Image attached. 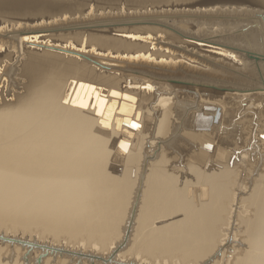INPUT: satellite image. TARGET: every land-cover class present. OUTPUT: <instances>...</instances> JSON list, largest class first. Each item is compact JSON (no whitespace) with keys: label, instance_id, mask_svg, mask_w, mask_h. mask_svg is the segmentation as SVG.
<instances>
[{"label":"bare ground","instance_id":"1","mask_svg":"<svg viewBox=\"0 0 264 264\" xmlns=\"http://www.w3.org/2000/svg\"><path fill=\"white\" fill-rule=\"evenodd\" d=\"M149 1L169 0L119 2ZM64 2L0 0V10L31 13L16 26L23 37L0 40L14 50L12 59L0 54V83L14 77L0 98L3 253L25 249L64 264H264V24L185 10L171 11L183 13L172 20L155 10L71 16ZM196 32L213 35L191 44ZM98 53L127 63L90 58ZM21 56L20 77L11 60ZM132 61L153 68H137L150 74L134 90L121 87L133 76L116 67ZM64 82L77 103L46 114L42 96ZM246 205L251 214L241 217ZM4 225H35L48 237ZM59 235L102 248L121 243V255L67 247ZM1 255L0 264H22Z\"/></svg>","mask_w":264,"mask_h":264},{"label":"rangeland","instance_id":"2","mask_svg":"<svg viewBox=\"0 0 264 264\" xmlns=\"http://www.w3.org/2000/svg\"><path fill=\"white\" fill-rule=\"evenodd\" d=\"M27 1H29V0H27ZM62 1L63 2L65 1L64 2L65 5L62 6V7L66 6L67 9L73 11V14H71V16H75L77 14H78V16L79 15H84V14L96 15V14H98V12L100 14L103 13V12L104 13H106V12L114 13V10H120V9H122V11L124 13H126V14L127 13L128 14L129 13L132 14L134 12H140V11L141 12H145V11L151 12V11L155 10L156 12L157 11L158 12H157V14H155L157 16H154V17H157V18H160V19H166L167 18L169 20H172V19H175V18L180 17V16L183 15V13L182 14L181 13H176L175 14V13H173L174 11H177V10L184 11L185 10V11H196L195 14L197 12L199 14L203 13V15H208V14H204V13H210L209 16H218L219 17L220 15H222V16L227 15L225 17L243 19V20H241L242 24L235 22V24H236L235 29L238 28L237 25H239V24L244 25V24H246V22H248L245 25V26H248L249 24L254 23V20L252 18H250V17H253V16L254 17L255 16L258 17L259 22L261 24L262 23L264 24V19H263L264 18V16H263L264 15V0H211V1L210 0H204L205 4L202 5V7H193L192 9L189 8L186 5L185 6H181L183 8L172 7L173 6L172 4H174V2H175L174 0H169V1H166V2H155V4L152 3L151 1L144 2V3L142 2V3H140V5H135L134 3L133 4H130V3L125 4V2H123L122 5H121V3L119 2L120 0H109V1L108 0H62ZM76 2L77 3H81V4L79 5ZM211 2H213L211 4L212 6H207ZM64 3H62V4H64ZM66 3H67V5H66ZM150 3H151V5H149ZM176 3L177 2H175V4ZM59 4H61V3H59ZM123 4H124V6H123ZM26 5H29V4H26ZM119 5H121V6H119ZM151 6H155V7H151ZM70 7H71V9H70ZM60 8H61V6L58 7V9H60ZM149 8H150V10H148ZM242 8H244V9H242ZM16 9H13V10L12 9L11 10H8V9L0 10V40H2V41H10V40L16 39L18 37H23L24 36L19 31L16 30V26H18V24L21 22L20 19H23L24 16L26 17L27 15L28 16L31 15V13L30 14H25V15H23L22 13L21 14L20 13L17 14V10ZM77 9H79V10H77ZM105 9H107V10H105ZM72 11H70V12H72ZM171 11H173V12H171ZM164 12H166V13H164ZM167 12H171L170 13L171 15H168ZM4 13H5V15H4ZM48 13L49 12L46 11L44 14L48 15ZM62 13H65V12H62ZM160 13H161V16H159ZM239 13H241V14H239ZM67 14H69V13H67ZM100 14H98V15H100ZM185 15H187V13ZM242 16H248L249 19L246 20L244 18H241ZM243 21H246V22H243ZM15 22H16L17 25L15 24ZM122 22H127V21H122ZM113 23H116V22H113ZM192 29H193V27H192ZM198 34L199 33L196 32L195 36H192L190 38V41L192 42L191 44H194L196 41H201L202 42V41L205 40L206 37H209L210 35H213V34H205V35H201L200 36ZM167 36L171 37L170 34H168ZM147 40L149 41L150 44L156 43V42H158V44H160V41H161V40H158V39H154V40L153 39H147ZM28 41H30V40H28ZM31 42H34V41H31ZM186 42H185V44H186ZM43 43H46V42H43ZM166 44H168V43H166ZM185 44L184 43L181 44L184 47H186L185 49H187V50H192L193 49V47H188V44H186L187 46H185ZM168 45L171 46V44H168ZM1 47H2V49H1ZM1 47H0V54L1 55H8L10 53L11 54L10 55L11 59L14 57V50L13 49H11L10 47L9 48L5 47V46H1ZM151 47L153 48V46H151ZM174 47H173V49H177L179 51L183 50V48H181L180 46H176L175 48ZM184 52L190 54L189 52H187L185 50H184ZM88 55H91V54H88ZM208 55L210 56V54H208ZM91 56H93L94 58L93 57H90V58H92L94 60L95 59H99V60H104V61H107V62L117 63V64H126L127 63L126 60L115 58V57H109V56L103 55L101 53H98L96 55H91ZM24 58L25 57H23V56H21V58H18L17 61L19 62V64H18V62H14V60H11V62L17 67V71H21L20 73L18 72L19 76L23 75L24 69L22 70V66L24 67V65H25V62H23V61H26V58L25 59ZM21 60H22V62H21ZM185 62L187 64H189V65H197L198 66V62H196V61L195 62H193V61L189 62V61L185 60ZM129 63L130 64H128L129 65L128 67L127 66L121 67L123 65H121L120 67L119 66H116V67L122 68L120 70H123L125 68L126 69L125 73H127L129 76H131V75L133 76V78L131 80L128 79L127 82L121 83L120 84L121 87L130 88V90H134L135 88H138V87H135L133 85H144V83H145L144 79L148 77L147 74H150V73L146 72L145 70H142L145 73L141 74V73H139L141 71L138 70L137 68L138 67H143V68H148V69H151V70H153V68H152L151 65H146L144 63H143V65H139L138 63L133 62V61H132V63L131 62H129ZM104 65L105 66L101 65V67L102 68L107 67L106 69L112 70V69L108 68V67H110V66H108V64H104ZM20 66H21V69H20ZM18 69H20V70H18ZM155 69H159V71H166V72H169V73L170 72L172 73L173 71H175V70H172L171 68H168L166 66H156ZM2 74L0 73V78H1ZM236 75H238V74H236ZM4 77H5L4 78L5 82L0 83V85L2 86V87L0 86V95H1V89L2 90L5 89V88L7 89V87H6L7 85H4V84H8V82L11 81L12 78H14V77H10V74L7 75V77L9 79H6L7 78L6 76H4ZM19 79H23V80L22 81L20 80L21 84H19L20 86L18 85L17 87H15V90H17V89L19 90V88L22 87L21 90L24 91L22 83L25 82L26 79H25V77H22V78H19ZM12 81H13V79H12ZM12 81H11V84H12ZM128 81L130 82V85H128V83H129ZM199 83H201V82H199ZM71 85L72 84H70V83H65L64 82L62 85L58 86L57 88L53 89L52 91H49L48 93H45V95L42 96V99H41L42 103L45 100H47V101L44 102L45 107H46V110H45L46 114H50V112H51V110L53 108H59L61 105H65L66 107H72L75 103H77V99L75 98L74 93L70 90ZM140 90H142V88ZM2 95H1L0 98H2ZM8 97H12V96L8 95ZM141 103L142 102H139V103L137 102L135 104L139 105ZM151 140L152 139H150V141L147 143L148 146H150L152 144V143H150ZM240 164H241V161H240ZM118 169H120V168H118ZM137 180H138V178H137ZM136 186L137 185H135V187ZM248 209L249 208L246 205L245 206V211L242 212L241 217L248 216L249 214H251L250 212L247 211ZM4 226H7V225H4ZM3 228H5V229H8V228L14 229L12 231H17L19 233H23V234H26V235L34 234V235H36V237L39 236V237H43L44 239H46L48 237L45 233H43V231L39 227H37L35 225L31 226L28 229L22 228L20 226L12 228L9 225L7 226V228L6 227H3ZM242 229H243L242 225L239 224V225L236 226V230L233 233V239L237 240L240 243V244H236V246H235L236 250H241L242 249V246H241V245H243L242 244V241H243V230ZM58 238L63 240V241H61V243L65 244L67 247H77L78 249H84L85 251H87V250L92 251L93 254L97 253V254H102V255H105V256L108 255V254L111 255L113 253L121 255L119 253V247L121 246V243L117 244L116 247L102 248L101 244L100 245L97 244L96 246H94L93 244H88L87 241H84V242L82 241V243H79L77 241L78 239H74V238L70 239L69 237H67L65 235H59ZM24 241H26V239ZM27 241L31 242L32 240L29 239ZM76 241L78 243H75ZM0 248H2L1 244H0ZM4 251H5L4 248L0 249V252L2 253L1 258L4 259V262L6 261V257L10 254L11 256L12 255L17 256L20 259V261L22 262V264H33V262L36 261L37 259H38L40 264H47L46 262L49 261V260H51L53 262V264H64L63 261L59 262L54 256L53 257L52 256L45 257L44 254H43V255H38V257H37V255L36 254L34 255V253H32V252L31 253L26 252L27 253L26 254L25 253V249H22L21 251H17V252H16V250H15V252L13 250V251L9 252V254L7 256H6V254L3 253ZM231 251H233V249H231ZM230 254H232V252ZM129 257H133V256L129 255ZM134 257H136V256H134ZM139 257H142V256H139ZM80 264H83V263L81 262Z\"/></svg>","mask_w":264,"mask_h":264},{"label":"snow or ice","instance_id":"3","mask_svg":"<svg viewBox=\"0 0 264 264\" xmlns=\"http://www.w3.org/2000/svg\"><path fill=\"white\" fill-rule=\"evenodd\" d=\"M134 126H136V125H134Z\"/></svg>","mask_w":264,"mask_h":264}]
</instances>
